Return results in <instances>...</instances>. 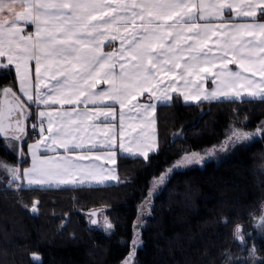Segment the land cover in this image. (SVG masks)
<instances>
[{
  "label": "snow or ice",
  "instance_id": "6c2138e0",
  "mask_svg": "<svg viewBox=\"0 0 264 264\" xmlns=\"http://www.w3.org/2000/svg\"><path fill=\"white\" fill-rule=\"evenodd\" d=\"M226 8L235 9V15L225 16ZM210 16L224 23L199 22ZM235 17L243 19L233 22ZM28 25L35 31L25 34ZM117 39L118 49L111 48ZM106 40L109 51L104 50ZM0 57L15 64L22 94L38 108L28 111L17 99L0 112V138H7L13 149L27 145L23 159L30 160L22 171L15 165H4L5 170L16 180L26 178L38 186L78 183V176L103 181L104 169H97L94 159L101 154L86 151L85 143L92 149L94 139L102 141L112 150V164L116 149L148 157L157 147L154 101H169L172 91H182L185 101H200L202 96L264 100V0H0ZM233 62L238 68L229 67ZM101 80L107 87L97 88ZM208 80L215 87L206 91ZM3 92L6 99L15 96L9 87ZM145 92L149 95L142 103L136 98ZM100 100L118 102V130L112 123L93 122L96 116H117L115 107L89 110L90 101ZM14 109L20 113L15 120ZM125 109L134 110L140 122L126 125ZM29 118L35 122L26 125ZM101 129L104 135H99ZM254 134L236 128L232 143ZM42 149L51 154L41 155ZM200 159L185 155L177 164ZM256 227L264 232V218ZM249 256H255L254 249Z\"/></svg>",
  "mask_w": 264,
  "mask_h": 264
},
{
  "label": "trees",
  "instance_id": "16d2710c",
  "mask_svg": "<svg viewBox=\"0 0 264 264\" xmlns=\"http://www.w3.org/2000/svg\"><path fill=\"white\" fill-rule=\"evenodd\" d=\"M5 86L18 88L11 65L0 67V98ZM263 119L260 98L185 103L177 95L157 108L158 151L121 156L117 183H0V264H124L138 218L143 244L134 264H251V249L261 264L264 238L252 222L264 212V130L204 167L177 161L218 145L229 130L251 132ZM0 157L17 161L2 143ZM101 206L114 226L110 234L83 214Z\"/></svg>",
  "mask_w": 264,
  "mask_h": 264
},
{
  "label": "crops",
  "instance_id": "0c3cea01",
  "mask_svg": "<svg viewBox=\"0 0 264 264\" xmlns=\"http://www.w3.org/2000/svg\"><path fill=\"white\" fill-rule=\"evenodd\" d=\"M190 2H192V3H200L201 0H190ZM203 2L207 3V4H213V3H216L217 0H203ZM228 2L229 3H242L243 0H228ZM245 11H247V10L245 9ZM223 14L225 16H228V15L234 16L235 15V9H231L230 10V9L226 8V9H224V13ZM259 14L260 13L257 12V18L259 17ZM242 19H243L242 17H235V20L233 22H240ZM199 22L200 23L210 22V23H215L217 25H219L220 23H224L222 18L218 19L215 16L208 17L207 21L204 18H201L199 20ZM28 30H31V31L34 32L35 31L34 25L26 26L25 34L27 33ZM118 46H119V40L118 39L111 43V48H117L118 49ZM104 50L105 51L111 50L110 49V45H109V41H107V40L104 42ZM7 65L13 66L15 71H16L15 64H9V61L7 60L6 57H0V67H4V66H7ZM30 65H31L32 71H33V77H32L33 92H35V90H36L35 89V74H34L35 73V61L34 60L31 61ZM118 67L119 66L117 65V70H118ZM229 67L235 69V68H238V65H236L233 62V64H230ZM16 74H17V80H18V88L16 89V88H14L12 86H8L9 88L12 89V92L15 93V96L9 94L7 99H6L5 98V94L3 92V89H2L1 98H0V112H3L5 110L6 105H14L16 103L17 99L23 101L24 104L27 105V110L28 111H31L34 108H36V110L38 111L37 106L33 105L30 101H28L27 97L22 94V90L20 89V84H19V73L16 71ZM163 84L167 85V81H163ZM5 87H7V86H5ZM105 87H107V84L103 80H101V82L97 85V88H99V89H103ZM178 87L183 89V84L182 83H178ZM213 87H215L214 81H212V80L206 81V83L204 85V88H205L206 91L210 90ZM44 90H46V89H44ZM148 95L149 94L147 92H145V94L143 96L137 97L136 99L140 100L143 103V102L147 101V96ZM177 95L180 96L181 99L185 103H199V102H202V101H214L212 99H206L205 96H202L200 101H185L183 99V92L182 91L181 92L172 91L171 94H170V99L167 102H165L163 100L154 101V103L156 104V109H155V112L152 114V118L155 121L154 128H155V134H156L157 147H156L155 150L150 151L149 155L157 152L158 149H159L157 108L161 104L172 103L174 101V97L177 96ZM251 98H255V97H251ZM239 99H242V98H239ZM216 100H225V98H219V99H216ZM54 106L57 107V108L60 107V105L58 103L54 104ZM70 106L71 105H69V104H65L64 107H70ZM80 107L83 108L84 105L81 104ZM87 107L89 108V110H94L96 108L115 107L116 111H117V116H116L115 119L106 118L104 116H96V117H94L93 122L96 123V124H99V125H103V124H106V123H112L114 125L115 130L119 129V112H120V109H119L118 102L114 103V102H111L109 100H100V101H96V102H91L90 101L89 104L87 105ZM13 111H14V115L11 117V119L15 120L17 117L20 116V113L17 110H15V109ZM125 114H126V121H125L126 125L127 124H133L134 125V124L140 122L137 119V113L134 110L125 109ZM28 122H29V119H26V121H25L26 125L28 124ZM89 134H91V130H89ZM104 134H105V131L103 129H101L99 135H104ZM0 137H2V133H0ZM0 141H2L3 145L7 148V150L9 152H11L12 154H14L15 156L17 154H20V156L16 157L17 161L15 163H13V162H10V163H12L13 165L19 167L21 169V171L23 170V168L30 166V160L28 161V163L26 165H23L24 162H25L24 159H23L24 154L28 153L27 145L21 144L19 149L11 150V149H8L9 148L8 147L9 141L7 140V138H0ZM117 141H119V135H117ZM29 143H32V141H30ZM85 150L86 151L94 150V151H97V152H99L101 154L102 158H94V159H95V163H96L97 169H99V168H103L104 169V175L106 177L105 180H103V181L82 180L78 176L77 177V181H79L78 183L50 184V185H46V186H38V185H34V184H29L27 182V179L24 178L23 179L24 185L27 186V187H38V188H66V187H79V186H103V185H108V184H112V183H117L119 181V173H118V161H119V158L121 156H125V157H143V155L139 154V153H135V152L127 153L124 150L116 149V163L112 164V162L108 158V153L110 151H112V150L108 149V147L105 144H103L102 141H97L95 139H94V144H93L92 149H89L88 144L85 143ZM40 154L41 155H45V154H51V153H47L45 150L42 149ZM143 158H147V157H143ZM87 162L88 161H85V163H87ZM21 163H23L22 166H21ZM109 168H114L115 172L114 173L108 172ZM113 176L115 177L114 179H113Z\"/></svg>",
  "mask_w": 264,
  "mask_h": 264
},
{
  "label": "rangeland",
  "instance_id": "374dc122",
  "mask_svg": "<svg viewBox=\"0 0 264 264\" xmlns=\"http://www.w3.org/2000/svg\"><path fill=\"white\" fill-rule=\"evenodd\" d=\"M245 95H247V94H245ZM255 98H259V96H256ZM225 99H231V98H225ZM237 99H239V98H237ZM261 122H264V119ZM261 122L258 124L257 128L251 130V132H253L255 130V134L252 137L247 138L244 141H240V142L233 144L232 143L233 131L236 128L234 130H229L227 133V137L218 145L207 147V148H204L202 150H197L195 152H192V154H197L201 158L199 161L198 160H192V161L187 162L185 164L187 166L204 167L206 162L211 160V159H213L215 161H219V160L223 159L224 157L225 158L228 157L235 150V148L237 146L242 145V144H248L250 141H252L253 137L259 136V134L264 130V128H261ZM241 129H243L244 131H247V129H244V128H241ZM0 143L3 144L2 141H0ZM9 144H10V142H9ZM9 144H8V147H9L8 149L13 150V148H11ZM17 156H20V154H17L16 157ZM4 165H13V164L10 163V161H8L7 159L0 157V183L10 185L13 182H15L16 186L19 185L20 183H22L21 180H16V178L12 177L10 172H7L5 170ZM95 210L98 211L97 217H94V214H93V212ZM106 210H107V208L105 206H101V207H96V208H93L90 210H84L83 214L86 216V218L88 219V221L90 223H92V221L96 220V218H97L98 223H97V225L95 224L94 226L96 228L104 230L105 232L110 234L114 231V226L111 223V221L106 217ZM262 218H264V212H262L261 215H259L253 219L252 225L254 226L255 236H259V237L264 238V232H261V230L258 227H256V225L261 223ZM66 221H68V217L66 218ZM66 221H65V223H66ZM141 228H142V221L140 218H138L137 224L134 227V238H133V242H132V246H131V252H130L129 256L127 257V259L125 260L124 264H134L136 252H137L138 248L141 247L143 244ZM251 250H253V249H251ZM247 260L251 264H257V261H258L255 256L250 257L249 255L247 257Z\"/></svg>",
  "mask_w": 264,
  "mask_h": 264
},
{
  "label": "water",
  "instance_id": "95a60500",
  "mask_svg": "<svg viewBox=\"0 0 264 264\" xmlns=\"http://www.w3.org/2000/svg\"><path fill=\"white\" fill-rule=\"evenodd\" d=\"M35 212H36V210H35ZM93 214H94L95 217H97L98 211L95 210V211L93 212ZM97 223H98L97 218H96V220H93V221H92V224H93V225H95V224H97Z\"/></svg>",
  "mask_w": 264,
  "mask_h": 264
},
{
  "label": "bare ground",
  "instance_id": "6f19581e",
  "mask_svg": "<svg viewBox=\"0 0 264 264\" xmlns=\"http://www.w3.org/2000/svg\"><path fill=\"white\" fill-rule=\"evenodd\" d=\"M35 121H33V120H31L29 123L31 124V123H34ZM33 135V134H32ZM97 225V224H96Z\"/></svg>",
  "mask_w": 264,
  "mask_h": 264
},
{
  "label": "built area",
  "instance_id": "2783aa9c",
  "mask_svg": "<svg viewBox=\"0 0 264 264\" xmlns=\"http://www.w3.org/2000/svg\"><path fill=\"white\" fill-rule=\"evenodd\" d=\"M33 135H35V133H33Z\"/></svg>",
  "mask_w": 264,
  "mask_h": 264
}]
</instances>
